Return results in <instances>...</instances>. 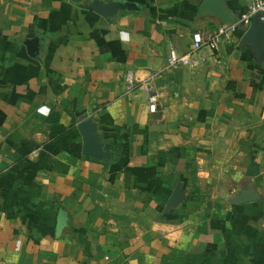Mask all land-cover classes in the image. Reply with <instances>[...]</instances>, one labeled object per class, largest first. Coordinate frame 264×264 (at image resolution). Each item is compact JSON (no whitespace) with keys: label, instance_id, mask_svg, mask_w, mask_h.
I'll list each match as a JSON object with an SVG mask.
<instances>
[{"label":"crops","instance_id":"0c3cea01","mask_svg":"<svg viewBox=\"0 0 264 264\" xmlns=\"http://www.w3.org/2000/svg\"><path fill=\"white\" fill-rule=\"evenodd\" d=\"M204 1L0 0V264H264V28Z\"/></svg>","mask_w":264,"mask_h":264},{"label":"built area","instance_id":"2783aa9c","mask_svg":"<svg viewBox=\"0 0 264 264\" xmlns=\"http://www.w3.org/2000/svg\"><path fill=\"white\" fill-rule=\"evenodd\" d=\"M253 17H258L264 22V0H249L248 11L241 16L240 21L237 24L249 26ZM237 24L229 26L223 25L218 29L217 33L206 39L196 36L194 38L192 49L188 53L182 54L175 48H171L166 59L168 68L180 69L188 66H197L198 61L197 59H194V57L204 48L210 51L212 57H215V53L218 52L219 46L230 38V34L235 30ZM126 82L128 91H135L136 81L133 73L127 75ZM155 100V98L151 99L152 102Z\"/></svg>","mask_w":264,"mask_h":264},{"label":"water","instance_id":"95a60500","mask_svg":"<svg viewBox=\"0 0 264 264\" xmlns=\"http://www.w3.org/2000/svg\"><path fill=\"white\" fill-rule=\"evenodd\" d=\"M206 1L204 3L206 4ZM94 12L98 13L99 15L103 17H110L113 13L117 11L119 8H123L119 4L114 5H108L104 6L101 3L95 2L93 3L92 7H90ZM218 15L222 16L221 13L218 11L216 12ZM264 28V22H262L258 17H253L251 20V28L248 31L247 36L252 39L254 45H256L258 42H260V35L262 33V30ZM83 134H84V147H85V153L87 154H93L96 155L98 153V149L96 148V144L94 143V137H93V125L91 123L85 124L83 127ZM62 224L60 223L58 226V229Z\"/></svg>","mask_w":264,"mask_h":264},{"label":"trees","instance_id":"16d2710c","mask_svg":"<svg viewBox=\"0 0 264 264\" xmlns=\"http://www.w3.org/2000/svg\"><path fill=\"white\" fill-rule=\"evenodd\" d=\"M53 121L52 119H50V122ZM56 122V120H54ZM197 176H196V172H193L192 173V183H193V186H196V183H197Z\"/></svg>","mask_w":264,"mask_h":264}]
</instances>
